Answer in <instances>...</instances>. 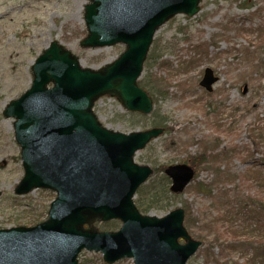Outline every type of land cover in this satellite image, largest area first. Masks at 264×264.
I'll return each instance as SVG.
<instances>
[{
    "label": "rangeland",
    "instance_id": "obj_1",
    "mask_svg": "<svg viewBox=\"0 0 264 264\" xmlns=\"http://www.w3.org/2000/svg\"><path fill=\"white\" fill-rule=\"evenodd\" d=\"M87 2L0 0V228L44 220L55 196L45 189L25 195L13 192L23 169L12 129L14 119L4 117L2 111L29 87L34 59L52 40L75 54L83 67L93 69L111 62L124 49L122 44L79 46L86 34L82 14ZM199 6L194 16L176 15L154 33L138 78L153 100L150 114L126 111L108 95L96 101L94 112L105 127L123 133L149 128L152 121L163 123L161 135L137 151L134 160L163 167L158 176L176 163L193 166L195 175L182 192L169 191L168 208L148 213L163 216L183 208L188 232L202 241L186 264H201L207 248L215 253L208 256L207 264H240L250 256L252 245L245 249L247 256L239 246L221 256L218 245L212 248L207 243L208 234L205 240L199 237L210 214L220 222L232 213L217 200L264 197L263 184H250L243 176L251 167L264 172V0H201ZM205 67L218 77L211 92L198 85ZM220 172L229 173L234 182L223 183L226 188L217 190L222 185L216 181L222 180ZM77 264L109 263L99 252L82 250ZM111 264L133 261L124 258Z\"/></svg>",
    "mask_w": 264,
    "mask_h": 264
},
{
    "label": "water",
    "instance_id": "obj_2",
    "mask_svg": "<svg viewBox=\"0 0 264 264\" xmlns=\"http://www.w3.org/2000/svg\"><path fill=\"white\" fill-rule=\"evenodd\" d=\"M200 0H88L83 8L86 36L80 47L121 43L124 51L98 69L81 66L69 49L52 40L30 67L31 84L2 111L14 119L23 176L13 189L24 195L51 190L45 220L0 229V264H77L82 249L100 252L106 263L185 264L201 245L183 225L184 210L143 215L133 202L152 173L133 155L162 133L150 128L128 134L101 125L92 111L102 95L129 111L147 114L152 100L137 86L157 28L175 14L193 16ZM217 80L205 68L199 84L211 91ZM170 190L181 192L193 178L187 164L168 166ZM1 195V192H0ZM120 221L115 231L94 222Z\"/></svg>",
    "mask_w": 264,
    "mask_h": 264
},
{
    "label": "trees",
    "instance_id": "obj_3",
    "mask_svg": "<svg viewBox=\"0 0 264 264\" xmlns=\"http://www.w3.org/2000/svg\"><path fill=\"white\" fill-rule=\"evenodd\" d=\"M152 123V125L156 126L163 125L161 121H152ZM257 166L262 165L258 164ZM158 169L164 168L159 167ZM158 169L153 167L151 177L136 190L134 203L141 213L165 210L170 206L169 179L165 174L158 176L156 174L160 172ZM218 175H220L222 180L217 178L216 181H222V185L218 187L216 184L217 190L223 187L226 188L223 183L234 182V178H230L229 173L220 172ZM243 176L250 184L262 183L264 186V172L257 167H251ZM209 186L211 185H208V190ZM197 188H200L199 184H197ZM223 192L221 191L220 195L225 196ZM217 203L220 207L223 204L229 207L232 212L231 215L225 213L227 215L223 216L218 222V218L210 214L208 220L201 225L205 229L203 234L205 236L200 235L199 238L205 240L208 234L211 239L207 240V243H210L212 248L218 245L221 256H225L223 254L224 251L233 252L238 246L243 248L242 251L247 256L245 249L248 245H252L250 256H247L240 264H264V197L247 196L240 200L223 201L222 203L217 200ZM219 210L221 209L219 208ZM191 224L193 225L194 223L191 222ZM113 225H117V221L100 223L98 227L100 229H110ZM209 251V248L205 250L201 264H207L208 256L215 255L213 251ZM213 262H217V259L215 258Z\"/></svg>",
    "mask_w": 264,
    "mask_h": 264
}]
</instances>
